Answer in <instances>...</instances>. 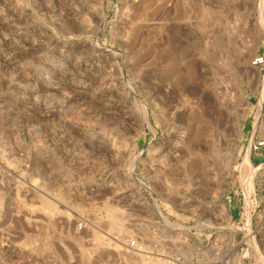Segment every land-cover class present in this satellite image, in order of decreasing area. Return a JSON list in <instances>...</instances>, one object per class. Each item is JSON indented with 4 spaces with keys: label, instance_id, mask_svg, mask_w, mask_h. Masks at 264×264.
<instances>
[{
    "label": "rangeland",
    "instance_id": "1",
    "mask_svg": "<svg viewBox=\"0 0 264 264\" xmlns=\"http://www.w3.org/2000/svg\"><path fill=\"white\" fill-rule=\"evenodd\" d=\"M259 55L264 0H0V264H264Z\"/></svg>",
    "mask_w": 264,
    "mask_h": 264
},
{
    "label": "built area",
    "instance_id": "2",
    "mask_svg": "<svg viewBox=\"0 0 264 264\" xmlns=\"http://www.w3.org/2000/svg\"><path fill=\"white\" fill-rule=\"evenodd\" d=\"M252 66L254 68H262L264 70V55H259L256 56L253 60H252ZM256 147H260V148H264V138L263 139H259L256 142ZM141 251L142 247L138 246L137 244V240H133V250H137ZM172 264H224L223 261H204L201 259H196L190 262H186V261H182L180 259H176V262H170ZM251 264V263H249Z\"/></svg>",
    "mask_w": 264,
    "mask_h": 264
},
{
    "label": "bare ground",
    "instance_id": "3",
    "mask_svg": "<svg viewBox=\"0 0 264 264\" xmlns=\"http://www.w3.org/2000/svg\"><path fill=\"white\" fill-rule=\"evenodd\" d=\"M12 3V2H11ZM14 4V3H13ZM16 5V4H15ZM144 5V4H143ZM94 7V6H93ZM211 14V13H210ZM85 19V18H84ZM81 21V20H80ZM84 21V20H83ZM82 24V23H81ZM91 24V23H90ZM89 26V25H88ZM86 27V26H85ZM64 30V29H63ZM20 31V30H19ZM6 76V75H5ZM12 90V89H11ZM166 115V114H165ZM67 116V115H66ZM120 141V140H119ZM118 144V143H117ZM113 146V145H112ZM124 149V148H123ZM125 150V149H124ZM37 151V150H36ZM165 165V164H164ZM161 173V172H160ZM29 179V178H28ZM111 181V180H110ZM166 181V180H165ZM117 183V182H116ZM115 183V184H116ZM164 185V184H163ZM174 187V186H173ZM172 187V188H173ZM27 193V192H26ZM57 193V192H56ZM59 193V192H58ZM114 193V192H113ZM58 195V194H57ZM62 195V194H61ZM40 197V196H39ZM44 199V198H43ZM46 202L48 203V201L46 200ZM50 202V201H49ZM45 205V204H44ZM48 205H49V207H51V205H52V203H48ZM36 207L35 208H37V207H39L38 205H35ZM45 206H47V204L45 205ZM12 207V206H11ZM19 207V206H18ZM28 207V206H27ZM54 206H52V208H53ZM21 209V208H20ZM30 209V208H29ZM35 210V209H34ZM108 211V210H107ZM107 211L106 212H104V213H107ZM109 212V211H108ZM110 213H112V212H110ZM115 213V212H114ZM113 214V213H112ZM15 215V214H14ZM104 217V216H103ZM30 218V217H29ZM101 218V217H100ZM115 218V217H114ZM102 223V222H101ZM44 224V223H43ZM46 225V224H45ZM122 225V224H121ZM118 226V225H117ZM105 228H107V227H105ZM122 229V228H121ZM125 233V232H124ZM123 235V234H122ZM96 238H94V240H95ZM97 241V240H96ZM95 241V242H96ZM100 248V247H99ZM102 250V249H101ZM100 250V251H101ZM97 251H98V249H97ZM93 254V253H92ZM86 255V254H85ZM91 256V255H90ZM208 257V256H207ZM160 264V263H159ZM165 264V263H164ZM166 264H168V263H166ZM170 264H172V263H170Z\"/></svg>",
    "mask_w": 264,
    "mask_h": 264
}]
</instances>
